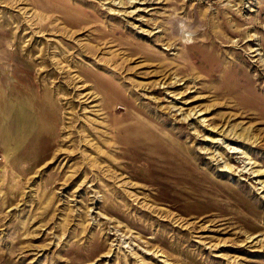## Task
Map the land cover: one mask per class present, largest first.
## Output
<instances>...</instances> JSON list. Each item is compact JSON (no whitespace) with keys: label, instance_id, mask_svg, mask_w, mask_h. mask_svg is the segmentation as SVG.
I'll return each mask as SVG.
<instances>
[{"label":"rangeland","instance_id":"374dc122","mask_svg":"<svg viewBox=\"0 0 264 264\" xmlns=\"http://www.w3.org/2000/svg\"><path fill=\"white\" fill-rule=\"evenodd\" d=\"M0 264H264V0H0Z\"/></svg>","mask_w":264,"mask_h":264},{"label":"bare ground","instance_id":"6f19581e","mask_svg":"<svg viewBox=\"0 0 264 264\" xmlns=\"http://www.w3.org/2000/svg\"><path fill=\"white\" fill-rule=\"evenodd\" d=\"M140 10H141V9H139L138 11H140ZM186 36H187V35H186ZM161 82H163V80H162ZM164 82H165V81H164ZM174 82H175V81H173V83H174ZM163 84H164V83H163ZM167 84H168V83H167ZM169 88H170V87H169ZM178 110H180V111L183 110V111H184L183 106L179 107ZM183 111H182L181 113H183ZM201 112H202V110H198V111H197V110H194V111H192V112L189 114L188 117H189V118H191V117L194 118V117L198 114V115L196 116V118H197V117L199 118V116L202 115ZM192 118H191V119H192ZM219 128H220V127H219ZM222 128H223V127H222ZM232 128H233V127H232ZM232 128H231V129H232ZM227 129H228V128H227ZM227 129H226V130H227ZM223 130H224V129H222V130H220V131H223ZM218 131H219V130H218ZM230 131H231V132H230ZM232 131H233V130H229V132H227V134H228V135H231V133L233 134ZM224 132H225V131H224ZM229 133H230V134H229ZM235 134H236V133L234 132L233 138H235V137H234ZM241 134H242V133H241ZM241 134H240V135H241ZM225 135H226V134H225ZM236 135L240 137V135H239L238 133H237ZM226 136H227V135H226ZM237 138H238V137H237ZM240 138H242V137H240ZM244 138H246V137H244ZM215 158H216V157H215Z\"/></svg>","mask_w":264,"mask_h":264},{"label":"clouds","instance_id":"9594fccd","mask_svg":"<svg viewBox=\"0 0 264 264\" xmlns=\"http://www.w3.org/2000/svg\"><path fill=\"white\" fill-rule=\"evenodd\" d=\"M191 41H189V43H190Z\"/></svg>","mask_w":264,"mask_h":264}]
</instances>
